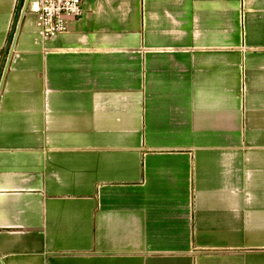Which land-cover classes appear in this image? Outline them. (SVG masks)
Returning a JSON list of instances; mask_svg holds the SVG:
<instances>
[{
    "label": "crops",
    "instance_id": "obj_1",
    "mask_svg": "<svg viewBox=\"0 0 264 264\" xmlns=\"http://www.w3.org/2000/svg\"><path fill=\"white\" fill-rule=\"evenodd\" d=\"M82 1L0 0V264H264V0Z\"/></svg>",
    "mask_w": 264,
    "mask_h": 264
},
{
    "label": "built area",
    "instance_id": "obj_2",
    "mask_svg": "<svg viewBox=\"0 0 264 264\" xmlns=\"http://www.w3.org/2000/svg\"><path fill=\"white\" fill-rule=\"evenodd\" d=\"M19 15H35L37 33L43 39L68 31L73 19L83 14L82 0H19Z\"/></svg>",
    "mask_w": 264,
    "mask_h": 264
},
{
    "label": "trees",
    "instance_id": "obj_3",
    "mask_svg": "<svg viewBox=\"0 0 264 264\" xmlns=\"http://www.w3.org/2000/svg\"><path fill=\"white\" fill-rule=\"evenodd\" d=\"M0 73H2V68L0 69Z\"/></svg>",
    "mask_w": 264,
    "mask_h": 264
},
{
    "label": "water",
    "instance_id": "obj_4",
    "mask_svg": "<svg viewBox=\"0 0 264 264\" xmlns=\"http://www.w3.org/2000/svg\"><path fill=\"white\" fill-rule=\"evenodd\" d=\"M4 70H5V68H4ZM4 72V71H3Z\"/></svg>",
    "mask_w": 264,
    "mask_h": 264
}]
</instances>
